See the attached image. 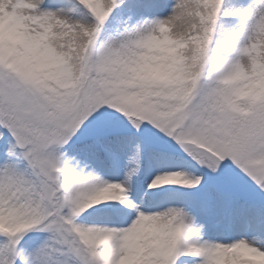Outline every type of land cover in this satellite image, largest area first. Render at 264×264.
Here are the masks:
<instances>
[{
	"label": "snow or ice",
	"instance_id": "6c2138e0",
	"mask_svg": "<svg viewBox=\"0 0 264 264\" xmlns=\"http://www.w3.org/2000/svg\"><path fill=\"white\" fill-rule=\"evenodd\" d=\"M0 264H264V0H0Z\"/></svg>",
	"mask_w": 264,
	"mask_h": 264
}]
</instances>
